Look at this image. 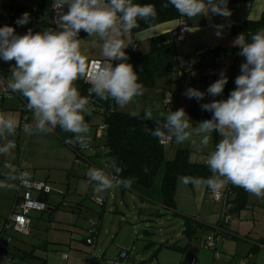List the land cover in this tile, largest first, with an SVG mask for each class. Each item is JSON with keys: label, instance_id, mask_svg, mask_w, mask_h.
<instances>
[{"label": "clouds", "instance_id": "1", "mask_svg": "<svg viewBox=\"0 0 264 264\" xmlns=\"http://www.w3.org/2000/svg\"><path fill=\"white\" fill-rule=\"evenodd\" d=\"M227 3L228 0H167L162 7L171 5L181 17L188 19L209 13L229 17ZM52 7L59 30L48 27L34 33L28 29L18 35L11 26L0 27V59L15 61L5 91L19 93L27 101L25 107L32 113L33 123H24L23 133L50 134L59 128L72 134L66 143L87 148L91 138L85 116H92L91 96L102 101L113 100L123 108L143 95L144 85L138 82V74L127 62L125 49L134 45L131 34L140 27L139 21L151 27L157 10L153 4L134 3V0H54ZM29 20V13L25 12L16 23L24 25ZM81 31L102 41L103 62L93 61L89 66L81 49ZM249 36L250 40L240 35L235 41L241 49L239 55L245 58L241 74L235 78L236 88L227 99L201 105L202 110L212 113L211 119L193 126L183 108L160 111L159 118H154L152 109L147 108L144 118L155 120L156 127L145 131L161 143L173 139L177 144L195 143L192 137L198 136L201 150L208 148L211 134L215 132L220 139L207 156L211 175L183 177L182 182L206 186L213 192L230 183L264 198V28ZM113 61L119 63L114 66ZM79 80L90 84L87 96L81 95L76 86ZM227 83L228 78L221 71L220 77L207 88V94L220 96ZM184 95L199 101L205 93L190 87ZM130 115L137 116V113L133 111ZM20 127L13 115L0 111V156L5 158L7 169L0 179V189H11L17 181L23 183L30 178V173L10 164L16 145L9 137L14 138ZM147 170L145 166L144 171ZM122 171L115 159L109 171L95 167L88 170V183L93 185L98 199L99 194L113 187H131L135 178L122 177Z\"/></svg>", "mask_w": 264, "mask_h": 264}, {"label": "crops", "instance_id": "2", "mask_svg": "<svg viewBox=\"0 0 264 264\" xmlns=\"http://www.w3.org/2000/svg\"><path fill=\"white\" fill-rule=\"evenodd\" d=\"M227 7L231 11L229 17L211 13L208 16L194 19L184 17L183 22L188 27V32L184 41L175 44L177 60L175 69L186 66L189 76L185 77L183 81L188 85V88H197L200 85L204 89V98L199 101L194 99L193 102L194 107L199 110L202 109V104L208 103L211 95L207 94V88L220 77L221 71L228 78L227 88L222 93V99H227L230 92L236 88L235 78L241 74L240 68L241 64L245 62V58L239 55L240 51H233L234 48L239 47L235 41L240 35L231 33V23L240 20H258L261 12L264 11V0L236 2L228 0ZM179 22L178 19L168 21L135 34L136 48L140 47L142 52L146 53L149 50V38L175 31ZM218 25L222 28L218 29L216 27ZM217 31L221 33L219 36L216 34ZM94 59L105 58L96 56ZM173 97L176 106H180L179 95L174 92ZM19 105L20 100L15 96L12 99L0 101V111L12 110L9 114L19 120ZM170 110L173 111L172 108ZM186 110L193 111L191 108ZM203 119H208V116L205 114ZM27 123H33L32 113ZM71 136V133L63 132L59 128L50 134H26L23 145L13 150L14 159L10 160L13 167L14 164H18L30 173V179L36 182L44 181L51 186L52 190L45 199L50 209L47 211L48 222L42 221L43 212L36 211L35 215H30V235L26 241L13 238L8 251L14 260L11 262L0 255V264H89V248L84 239L87 236V227L95 220H99L100 226L95 237L98 257L94 264H111V260L122 249L128 252V258L123 264H139L142 261H145L144 264H191L192 259L195 264H264V246L262 245L258 246L259 250L255 254L247 257L252 246L264 241V237H251L256 230L261 229L259 219H264V214H262L264 213V198H257L246 192L248 202L246 207L231 212L232 220L229 223V233L222 234L230 239L233 238V240L221 242V254L224 253L226 257L221 255L215 257L213 251L204 245L203 236L213 231L215 226L220 223L221 206L212 200L211 193L213 191L211 189L206 186H194L191 183L184 184L182 182L184 176H179L176 181L173 210L162 204L160 183L157 193L155 190V195L151 193V189L142 190L137 186L120 187L115 190L116 194L117 192L120 194L119 203H123L127 196L139 201L136 206L139 209L137 215L140 220H147L150 216L155 215L157 218L159 217L158 224H167L168 216L171 215L176 221H180L181 227L176 232L170 225L168 227L165 224L164 228H160L158 235L160 239L155 245L152 244L151 234L147 230H143V234L140 236L138 233L136 234V237L143 236L141 248L137 252H133L131 249L135 245L131 244L132 239H128V232H124L125 225L122 224L124 216L120 210L121 218L111 214L103 215L101 212H93V215L90 216L84 211L83 214L88 217L83 215V220H81L80 216L85 206L82 196H87L88 191L93 190V185L78 180V175L82 173H84L83 180L88 179L86 173L89 168L83 172L80 170L83 165L78 167L80 163L75 162V156L77 157V152H73L76 151L73 148L75 146L66 143V139ZM211 136L208 148L203 150L200 149V137L195 135L192 137L195 143L191 141L184 144L176 143L173 149L170 148L169 157H166L164 152L165 160L173 159L176 148L182 147L189 149L188 159L191 163L207 164L208 153L214 149L220 139L215 132ZM11 138L9 137V139ZM170 144H175V141L166 145ZM49 145H53L54 149L44 148ZM4 162L5 158L0 156V179L4 178L3 173L7 171ZM231 187L233 190L230 199L234 207V200L237 196L236 188L238 187L233 185ZM17 192V185L11 189H0V231ZM93 192L94 190L91 192L92 197ZM128 192L129 194H126ZM73 196H75L74 200L69 201ZM112 197V191L108 190L106 199H101L102 205L97 204L94 200L93 202L96 203L95 205L102 206L103 212L108 210L107 212L111 213L114 210L115 213L119 208L115 207L116 196L114 195L113 199ZM109 198L112 199L110 202H108ZM56 207L58 208L54 210ZM65 208L70 211L62 212ZM183 218L204 225L207 229L198 228L194 236L189 238L183 233ZM130 233L135 234L133 228H130ZM238 238L244 239L246 244L243 245L247 248H244L243 252L247 250V253L236 260L237 251L233 248L232 243L236 242L234 240ZM158 244L160 245L158 246ZM169 246H173L175 249ZM63 253L68 255L66 260L62 258Z\"/></svg>", "mask_w": 264, "mask_h": 264}, {"label": "trees", "instance_id": "3", "mask_svg": "<svg viewBox=\"0 0 264 264\" xmlns=\"http://www.w3.org/2000/svg\"><path fill=\"white\" fill-rule=\"evenodd\" d=\"M233 1L236 2L251 0H231V2ZM52 2V0H38L33 8L20 6L13 3L11 8L9 9V15L10 20L12 24L17 28V32L19 33V35L25 34L28 29H32L34 33L44 31L48 27L56 29V26L51 21L50 5ZM166 2L167 0H134V3L155 5L157 10V17L154 21L151 22V27L172 20L184 19V17H181L171 5H169L167 8L162 7V5ZM25 12L29 13V22L24 25L17 24V19L21 18ZM139 24L140 27L137 29H133L131 34V38L134 40V45L129 46L127 49H125V51L128 55L127 62L133 65L134 71L139 76L138 82L142 83L144 85V88H148L154 84V77L156 73L164 71L173 73L175 71L177 72L180 68L182 69L183 67L175 69V65L177 64L175 50V44L177 43L175 41L176 30L149 38V50L146 53H140L136 50L137 41L134 38L135 34L151 27H149V25L144 23L143 21H139ZM261 28H264V11L261 12L258 20H240L231 23V33L244 35L246 40H250V33H255ZM84 35L85 32L81 31L79 37H82ZM233 51H241V49L240 47H237L234 48ZM113 62L115 64L119 63V61ZM188 76L189 70H187L186 75L178 76L176 74V80H182ZM76 86L81 92V95H83L85 93V90L87 89V85L84 84L83 80H79L76 82ZM226 88L227 86L225 85L224 89ZM222 97L223 96H221L219 100H221ZM95 100L99 103V106L96 107L93 112L97 111L102 116L101 123H99L98 125L103 127L100 133V139L102 141L100 147L104 149H111L110 151H103L101 153L104 157L105 171L110 170L111 161L115 159L117 164L123 169V171L121 172V176L135 178L134 183L131 186L141 187L146 190L150 189L153 186L157 174L162 169V177L160 182L162 204L172 210L174 209L176 181L179 176L207 178L211 175L207 164H197L191 163L189 161L188 148H176L174 158L171 160H165L164 152L166 144H162L155 137L151 136L149 132L145 131L146 128L154 129L156 127L155 120L144 118L145 111L138 113L137 116H132L130 115V113L117 111L116 104L113 100L102 101L99 100L96 96ZM169 105L170 104L164 105V107L167 109V111L165 112H168L170 110V108H168ZM200 110L208 116V119L212 118L211 112L202 109ZM195 111H199V109H196ZM154 118H159V116H154ZM173 141L175 140H168V143ZM73 148L75 149V147ZM145 166L148 169L147 171H144ZM236 191L237 196L234 200V207L232 206L230 210L231 212L245 208L248 203L246 191L240 187L236 188ZM40 198L45 200L46 196L41 195ZM57 208L58 207L54 208V210H56ZM183 219V233H185L189 238L194 236L195 231L198 228L207 229L206 226L201 225L193 220L187 218ZM93 222L97 224V234L100 222L99 220H95ZM93 222H91L88 227H90ZM87 237L88 232L84 240H86ZM259 245L264 246V241H260L257 245L252 246L249 249L247 257L255 254L259 250ZM169 247L175 249V247L173 246ZM8 248L5 250V252L8 254V257L12 262L14 259L11 253L8 251ZM95 251L97 252L96 248ZM121 251L126 250L122 249L119 251V253ZM212 251L215 256V251H217L216 244L215 251ZM119 253L117 254V256L119 255ZM97 257L98 253H96V258ZM95 260L92 263L90 262L89 253V264H94ZM192 262H194L195 264L194 259H192L191 263ZM144 263L145 261H142L139 264Z\"/></svg>", "mask_w": 264, "mask_h": 264}, {"label": "rangeland", "instance_id": "4", "mask_svg": "<svg viewBox=\"0 0 264 264\" xmlns=\"http://www.w3.org/2000/svg\"><path fill=\"white\" fill-rule=\"evenodd\" d=\"M37 2H38V0H14V4H16V5L27 6V7H31V8H33ZM56 29H57V26H56ZM57 30H59V29H57ZM79 38L82 40L81 49H82V52L87 57V60L94 59L96 56L100 57V58H104L101 55L102 41H100L98 38L88 37L87 33H85L84 36L79 37ZM136 50L143 53L140 47H137ZM14 64H15V61L5 62L2 59H0V73L6 77L7 81H8V79H10V76H11L10 69L14 66ZM173 73L168 72V71L156 73L155 77H154V84L151 87L144 88V93L142 96L136 97L132 103H130L129 105H127L123 108L116 105L117 111L126 112V113H131V112L135 111L138 114L142 111H145V109H147V108H151L152 112H153V116H158L159 115L158 112L167 111V109L164 107V104H163V96H164V93L166 91H169V94L171 95V98H172V100H171L172 102L170 103L168 108H170V109L172 108L173 111H176L180 108H183L185 110V112L188 114V116L190 117V119L193 123V126H195L200 121L205 120V119H203V118H205V114L203 111H200V110L195 111L196 108L193 105L194 98L189 99L184 95L186 89L188 88V85L183 81V79L182 80H176V71ZM200 88H202V87L200 85H198V87L196 89L199 90ZM174 92H176V94L179 95V105L180 106H176L175 101L173 100ZM189 108H191V110H193L194 113L192 111L186 110ZM11 111L12 110H9L7 113H10ZM18 112L20 114L19 109H18ZM190 112H192V115H190ZM101 118H102L101 114L97 111L92 112L91 117L87 116V118H86V116H85V120L89 123V128H90V133H89L90 138H91L90 144L88 145L87 148H81L79 145H76L75 149L77 148V151H73L74 153L77 152L82 156L79 158L75 156V162L78 164L80 163L78 165V167L83 165L82 168L80 167V170H82L83 172L86 170V168L90 169L93 167L101 168V169L105 170L104 157L101 154L102 151H100V146H101L102 141L100 139V130L98 129L99 128L98 125H99V123H101ZM18 121H20V117H19ZM175 146H176V143L173 145L170 144V145L165 146V156L166 157H169L170 148L173 149ZM44 148H52V150L54 149L53 145H49L48 147L44 146ZM54 151L57 152L56 150H54ZM3 164H5V162ZM77 174H78V172H77ZM161 174H162V169L157 174L155 181H154V184L150 188L152 190L151 193L153 195H155V190L157 193V188L159 187V183L161 180ZM78 176H79L78 180L80 179L81 182H88V179L83 180L84 173H82ZM139 188H141V187H139ZM117 189L118 188H116V187H113L111 189V191L113 193V197H114V195L116 196V198L114 200L116 203L115 207L119 208L118 212H115L116 214L114 213V210L111 213L107 212L108 210H104V212H103L102 206L95 205L96 203H94L93 200L96 199L94 197L97 196L98 194L93 192L94 194L92 197L91 192L93 190L90 189L88 191L87 196H82L85 206H84V210L80 216V219L83 220L82 216L85 215V214H83L84 211H86V214L90 215V216L93 215V212L94 213L101 212L103 215L104 214L116 215L119 218H121L123 215L124 221L122 222V224L125 225L124 232L125 231L128 232L127 233L128 239H132L131 244L135 245L134 246L135 249L129 248L133 252H137V250L141 248L140 246L142 245V241H143L142 237L143 236H141V237H139V236L141 234H143V230H147L151 234V237H152L151 239H153L152 244L155 245L158 243V241L160 239L158 237V235L160 233L159 232L160 228H164L166 225H168V227H169V225H170V226H173L174 232H176L181 227V225L179 224L180 221L179 220L176 221L174 219V217H172L171 215L168 216L169 219L167 220V224L166 223L158 224L159 217L157 218L155 215L150 216L147 220H140L138 218V215H137L138 214L137 211L139 209H138V206H136L139 201H136V199L133 200L132 198H129L127 196L124 198L123 203L122 202L119 203L120 194L118 192L116 194L115 190H117ZM141 189L145 190L143 188H141ZM223 189H220V190H223ZM146 190H149V189H146ZM106 193L107 192L99 194L100 199H106ZM126 194H129V192ZM54 195L57 196V194H54ZM110 196L111 195H109V197ZM113 197H112V199H113ZM74 198H75V196H73V198L70 199L69 201L74 200ZM110 198H109L108 202H110L112 200V199L110 200ZM107 204H111V203H107ZM47 208H48V205H47ZM60 210H63V209H60ZM68 210H69L68 208H65V210H63L62 212H67ZM72 210H74V208H72ZM119 210L122 211V213H123L122 215L119 214ZM90 211L92 212L91 214H90ZM159 211H161V209H159ZM9 213H10V211L8 212V214L5 218L8 217ZM36 213L37 212L34 211L31 213V215L32 214L35 215ZM262 214H264V213H262ZM43 215H44V218L42 221L48 222L47 210L45 212H43ZM87 215H85V216H87ZM158 215L160 216L162 214H158ZM231 216H232V214H231ZM113 218L116 219L115 217H111L110 219H113ZM231 220H232V217H231ZM231 220H230V222H231ZM259 222H260L259 227L261 229L256 230V232L251 235L252 238L255 236H257V238L264 237V219H262V218L259 219ZM146 224L147 225L149 224V225L147 226ZM130 228H133V230L135 231V234L130 233ZM30 231H31V227H30ZM213 232H214V230L211 231L209 234L207 233L206 235H204L203 240H205L207 237L212 235ZM137 233L139 236L136 237ZM227 233H229V232H227ZM6 234L11 237V240L16 237V238H19V239H22L25 241L28 238V236L30 235V234L29 235H22V234L13 232V231H7ZM222 234L223 233H220L217 235L215 244H216V248H217L218 253L221 256L226 257V255H224V253L221 254V247H220L221 242H224L225 240H228V241L233 240V238L230 239L229 237H226L225 235H222ZM146 236H144L145 239H146ZM227 238H229V239H227ZM234 241H236V242H233L232 245H233V248L235 249V251H237L236 252V255H237L236 260H239L242 256L246 255V253H247V250H244V252H243V249L245 248V246L243 244H246V243H244V239H242V238H238L237 240L235 239ZM247 244H248V242H247ZM159 245L160 244H158V246ZM204 245H205V243H204ZM96 253H98V252H96Z\"/></svg>", "mask_w": 264, "mask_h": 264}, {"label": "built area", "instance_id": "5", "mask_svg": "<svg viewBox=\"0 0 264 264\" xmlns=\"http://www.w3.org/2000/svg\"><path fill=\"white\" fill-rule=\"evenodd\" d=\"M50 5L51 10V21L54 23L56 19V11L53 9L52 5ZM13 5V0H0V27L5 25L11 26L15 29L16 34L19 35L17 32V28L15 25L12 24L9 15V9ZM65 12L67 11V7L63 9ZM179 25L176 29L175 41L181 42L184 41L188 32V27L183 22V19L179 20ZM105 59H90L88 60L89 66H92L93 61H101L103 62ZM115 66V63L113 62ZM176 74L178 76L186 75L187 70L186 66L182 69L180 68ZM84 84L87 85V89L85 90L84 96L88 95V88L90 87L89 83H86L83 80ZM7 87V80L4 75L0 73V101L12 99L17 96L20 100L19 110H20V125L21 127L17 129V135L11 139L15 140V148H19L23 145L25 140V133L22 131V125L28 122L29 116L31 114L30 111L26 110V103L27 101L19 94V93H12L10 90L5 91ZM200 91L204 92L203 88L199 89ZM222 96H211L210 99L207 101L208 103L212 102L213 100H219ZM92 101V108L93 110L99 106V103L95 100V95L90 97ZM171 95L169 92L164 93L163 97V104L168 105L171 103ZM102 126H99L100 133L102 131ZM98 130V131H99ZM168 141L163 142L162 144H167ZM77 151V148L75 149ZM100 151H105L104 148L100 147ZM77 157H82L79 153H77ZM14 168H17L21 171H27L26 169L21 168L18 164H14ZM28 172V171H27ZM29 173V172H28ZM17 185V195L13 202L11 203L10 213L7 218H5L2 229L0 231V255L10 261L8 254L5 250L9 247L11 243V237L6 234L7 231H13L22 235H29L30 234V227H31V213L34 211L37 212H45L47 210V203L45 200L40 198L41 195L47 196L52 188L51 186L44 181L36 182L32 179H28L25 182L21 183L19 181L16 182ZM231 184H226L223 190H219L217 192H212V200L221 206L220 209V223L215 226L214 232L212 235L206 238L205 245L210 248L211 250L215 251V241L216 237L220 233H227L229 231V222L231 220V208L232 202L230 199V195L232 193ZM97 204L102 205V200L96 198L94 200ZM97 224L92 223L90 227H88V237L86 238L85 242L89 248L90 253V262L92 263L96 258V251H95V234H96ZM128 254L127 251H121L118 256L112 259L111 264H122L123 261L127 258ZM215 256H219L218 252L215 251ZM68 257L67 253L62 254V258L66 260ZM191 264H194L192 262Z\"/></svg>", "mask_w": 264, "mask_h": 264}, {"label": "water", "instance_id": "6", "mask_svg": "<svg viewBox=\"0 0 264 264\" xmlns=\"http://www.w3.org/2000/svg\"><path fill=\"white\" fill-rule=\"evenodd\" d=\"M49 209V208H48Z\"/></svg>", "mask_w": 264, "mask_h": 264}]
</instances>
